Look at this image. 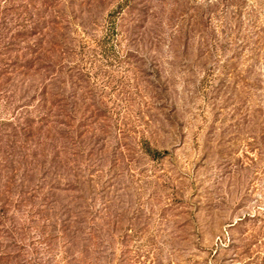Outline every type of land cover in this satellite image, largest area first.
<instances>
[{
  "label": "rangeland",
  "instance_id": "rangeland-1",
  "mask_svg": "<svg viewBox=\"0 0 264 264\" xmlns=\"http://www.w3.org/2000/svg\"><path fill=\"white\" fill-rule=\"evenodd\" d=\"M112 9L114 40L100 43ZM87 10L65 9L87 182L49 211L7 207L0 264H264V0ZM145 141L166 152L152 159Z\"/></svg>",
  "mask_w": 264,
  "mask_h": 264
},
{
  "label": "trees",
  "instance_id": "trees-1",
  "mask_svg": "<svg viewBox=\"0 0 264 264\" xmlns=\"http://www.w3.org/2000/svg\"><path fill=\"white\" fill-rule=\"evenodd\" d=\"M0 1V101L3 111L11 108L9 119L0 118V218H4L9 206L55 209L58 193L72 191L74 199L81 198L87 179L76 156L86 129L79 123L73 127L71 120L81 108L82 76L71 74L73 68L68 66L71 47L65 9L82 15L88 8V18L99 0ZM115 16L113 9L107 14L100 43L113 42ZM71 82L76 85L73 92ZM142 147L152 159L166 152L146 141ZM69 204L62 206L59 216L64 228L75 233L76 227L70 229L80 221L78 212L70 214Z\"/></svg>",
  "mask_w": 264,
  "mask_h": 264
}]
</instances>
